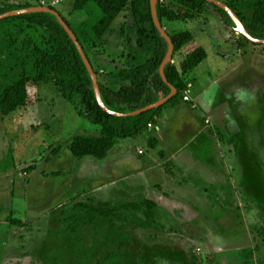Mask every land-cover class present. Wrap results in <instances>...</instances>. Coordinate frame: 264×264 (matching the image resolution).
<instances>
[{"label":"rangeland","instance_id":"1","mask_svg":"<svg viewBox=\"0 0 264 264\" xmlns=\"http://www.w3.org/2000/svg\"><path fill=\"white\" fill-rule=\"evenodd\" d=\"M257 1L233 0L238 7ZM24 2L52 6L73 26L86 18L84 13L70 15L73 0H0V6ZM131 21L129 12H122L100 45L90 50L98 80L114 91L123 86L118 73L127 64L121 56L127 52L121 29ZM221 21L207 6L199 18L173 22L166 28L189 30L193 35L176 53L175 64L186 49L197 45L210 57H217L216 47L228 54L235 41L243 44L232 61L223 58L213 64L206 56L207 60L185 77L187 88L182 98L164 106L188 103L197 125L187 137H173L175 141L165 134L157 140L154 135L158 133L151 128L142 139H120L121 149L131 148L132 156L119 154L114 147L108 155L121 157L111 171L105 169L113 156L100 160L71 154L72 138L78 134L99 136V126L80 116L79 108L66 101L52 82L31 85L26 107L8 116L0 113V264H102V255L108 251L123 252L137 264H264V45L245 40ZM224 29H230L228 35ZM20 31L23 37L46 45L40 28L0 22V91L23 72L12 40ZM134 51L138 62L146 60L145 48ZM193 84L204 94L219 89L218 105L213 108L205 99L199 104L184 100ZM240 87L256 95L254 104L228 99ZM167 113L174 115L173 110ZM183 118L190 120L182 113L175 120ZM176 125L179 127L175 124L174 129ZM160 142L155 158L174 181L167 188L178 182L186 193H177V198L170 200L173 198L164 192L149 206L150 199L143 197V177L136 176L134 170L143 166V155ZM136 143L141 148L134 151ZM156 175L158 171L148 176L151 187L164 180ZM158 189L163 191L161 186L156 191L151 188L152 195L157 193L160 198ZM79 202L113 210L108 219L112 229L110 223L102 227L83 223L82 211H75Z\"/></svg>","mask_w":264,"mask_h":264},{"label":"trees","instance_id":"2","mask_svg":"<svg viewBox=\"0 0 264 264\" xmlns=\"http://www.w3.org/2000/svg\"><path fill=\"white\" fill-rule=\"evenodd\" d=\"M221 1L237 14L246 30L254 38L264 39V0L244 7H238L233 0ZM34 6L41 5L30 2L3 5L0 6V14ZM207 6L214 9L224 24L235 29L230 16L223 9L206 0H157L159 22L171 37L174 47L173 56L165 65L164 73L167 81L176 88V94L161 107L126 117L108 114L98 105L90 75L73 41L55 15L48 12H32L5 18L2 20L3 23L19 22L27 29L40 28L45 34L46 45L38 44L32 37H23L21 31L12 39L14 48L19 51L23 62V72L0 91L1 115L8 116L26 107L30 102L29 87L50 81L66 101L79 108L80 116L99 126V136L86 134L74 136L69 144L71 154L76 158L93 156L100 160L104 159L120 139L138 136L148 129L149 123L157 122V116L165 105L175 103L182 98L187 88L185 77L205 59L206 50L200 45L193 49H186L179 64L173 63L176 53L193 40V35L189 30L168 31L166 28L173 22H186L199 18ZM47 7L57 11L75 33L91 64L90 50L100 45L103 36L122 12L125 10L129 12L132 21L125 22L121 29V35L124 38L123 50L127 51L121 54L127 64L118 73L123 86L120 90L114 91L98 80L102 100L110 110L129 113L146 107L170 93L169 86L162 80L159 73L168 45L154 26L150 0H73L70 15L77 16L80 13L86 15V18L76 26H73L58 9L52 6ZM244 10L248 11L247 15ZM26 33L29 32L26 30ZM135 48H145L147 58L144 62H138ZM94 71L97 75V71L95 69ZM147 203L149 206L156 204L151 200H147ZM129 208L139 207L129 206ZM77 210L82 211L83 223H96L97 227L110 223L112 229L113 223L108 222V219L113 210L100 209L83 202L75 204V211ZM78 212L75 214L80 217ZM146 216L148 214L145 213ZM148 219L147 217V224H149ZM101 263L137 264L131 256L118 251L105 252Z\"/></svg>","mask_w":264,"mask_h":264},{"label":"crops","instance_id":"3","mask_svg":"<svg viewBox=\"0 0 264 264\" xmlns=\"http://www.w3.org/2000/svg\"><path fill=\"white\" fill-rule=\"evenodd\" d=\"M222 22V21H221ZM223 23V22H222ZM219 24L221 25V23L219 22ZM222 26V25H221ZM225 28V27H224ZM224 31H225V34H229V31H230V29H224ZM227 35L225 36L226 38H227V40H228V38L229 37H227ZM212 36H214V35H212ZM234 39V38H233ZM235 40V39H234ZM226 41V40H225ZM235 47L233 48V50H231V51H229L230 53H228V54H222L218 49H217V47L215 48V53H216V55H217V57H213V56H209L208 54H207V52H206V56H207V58L209 57L210 58V62L211 63H213V64H215L216 62H217V59H219V60H223V58H225L227 61H232L233 60V57H235V54L236 53H239L241 50H242V48H243V44H237V42L235 41ZM203 47V46H202ZM204 48V47H203ZM205 49V48H204ZM219 54H221V55H219ZM206 56H205V59L201 62V64L204 62V61H206L207 59H206ZM217 64H220V63H217ZM198 66L200 67V64H198L194 69H196V68H198ZM211 66H213V65H211ZM234 67V66H233ZM233 70H235L234 68H232V71ZM226 74V73H225ZM228 75H229V73H228ZM225 77H227V74H226V76ZM194 81H197V80H194ZM195 83V82H194ZM230 84H232V83H230ZM196 85L195 84H193V85H189V90H188V98L190 99V100H193L196 104H199V103H201L202 101L203 102H205L204 101V96H205V94H204V90H201L200 88H197L196 89V87H195ZM221 87V86H220ZM225 87V86H224ZM196 89V90H195ZM195 90V91H194ZM218 93H219V89L217 90V92H216V99H215V102L212 104V107L213 108H215L217 105H218V100H217V96H218ZM188 99V100H189ZM169 105V104H168ZM167 106V105H166ZM170 110H173V113H174V115L172 116L170 113H167L168 111H170ZM162 114H160V116H159V118H158V120H159V122H158V124L156 125V124H153V127L151 128V129H155V131H157V133H158V135H154L155 137H156V139L157 140H159V138L161 139V137H163V134H165V138H170L171 139V137H172V141L174 140L175 141V137H176V139L180 136V135H184V136H188L189 135V133L191 132V130L190 129H192L193 127H195L196 125H197V121H198V119H196V117H195V115H194V113L189 109V107H188V103H182V104H177V105H173V106H168V107H166L165 109H163L162 111ZM182 113V116H184L185 114H187L188 115V118L190 119V120H188V121H185L184 120V118L182 119V121L180 122V121H178V120H175V117L178 115V114H181ZM177 114V115H176ZM175 124H178L179 125V127L176 125V129H174L173 127H174V125ZM189 124H192V125H189ZM148 129H150V128H148ZM188 130H190V131H188ZM188 133V134H187ZM146 134H147V132H146V130L145 131H143V133H141V134H139L138 136L139 137H141V139L142 138H144V137H146ZM143 136V137H142ZM174 137V138H173ZM185 140H186V138H184V141L182 142V143H184L185 142ZM170 141V140H169ZM155 142L153 141V144H154ZM138 144H140V143H136L135 145H137V147H135L136 149L134 150V151H136L138 148H141V146L140 147H138ZM158 144V145H157ZM157 144H155L156 146H153L152 148H151V151L150 152H147V153H145V155H143V166L141 165V168H138V169H136V170H134V173H136V176H141V177H143V181L145 182V185L143 184V197L144 198H146V199H150V200H153V201H157V199H161L162 197H163V195H164V192H166V193H169V195L171 196V198H173V199H170V200H174V199H176L177 198V193H182V194H185L186 193V190H183V188H181V186H179L180 184L178 183V182H176L177 184H175V186L176 187H174V186H172L173 185V183L171 184V188L170 189H172L173 188V190H170L169 188H167V186H169L170 184H169V182L171 181V182H174L173 180H171V179H169L170 178V176H167V173H164L163 171H162V169H161V167L159 166L160 164L158 163V161H157V158H155V155H154V152L156 151V150H158L157 148H158V146L159 145H161L162 144V142H160V144L159 143H157ZM121 144H120V142L118 141L110 150H109V152L114 148V147H116V149H117V152L119 153V154H122V155H126L127 153L130 155V158H131V156H132V150H131V148H127V149H125V148H123V149H121ZM125 149V150H124ZM108 152V153H109ZM110 156H113V160H111V161H108V163L106 164L107 165V167H109V168H107V169H105L107 172H108V169H110V171L111 170H113L114 168H113V165L114 164H117V163H119V160L117 161V159L119 158V157H121V155H119V157L118 158H116L117 157V155H107L106 156V160H108L109 159V157ZM102 160V159H101ZM135 160H133L132 161V164H134V166H135V164H137V162L135 161ZM141 163V162H140ZM136 167V166H135ZM96 170H98V167L97 168H95ZM104 169H103V171H102V173H104L105 174V171ZM154 171H158V175H156V176H159V175H162L163 176V181H159L158 183H160L161 185H158V184H154L152 187H151V185H149L148 184V176H149V174H151L152 172H154ZM101 173V174H102ZM155 176V177H156ZM171 177L174 179V180H176L177 178H176V176H175V178H174V176L173 175H171ZM107 184V183H106ZM99 185V184H98ZM155 185H158V186H161L162 188H163V191H160L159 189H158V195H159V197L160 198H158L157 197V193H156V196L154 197L153 195H152V190H151V188L152 189H156V188H158V186H155ZM155 186V187H154ZM154 187V188H153ZM176 188H177V190H176ZM169 190V191H168ZM156 191V190H155ZM197 192L200 194V192L197 190ZM191 193H193V194H195V195H197V193L195 192V191H191ZM179 196H181V195H179Z\"/></svg>","mask_w":264,"mask_h":264},{"label":"water","instance_id":"4","mask_svg":"<svg viewBox=\"0 0 264 264\" xmlns=\"http://www.w3.org/2000/svg\"><path fill=\"white\" fill-rule=\"evenodd\" d=\"M206 1L208 3H211L215 6L223 9L230 16V18L232 19V21L234 23L235 30L237 31L238 34L242 35L245 39H247L251 43L264 45V39L254 38L246 30L242 20L237 16V14L225 2H223L221 0H206ZM150 9H151V16H152L154 26L156 27V29L158 30L160 35L166 40L167 45H168L167 53H166L164 59L162 60V62L160 64V67H159V73H160L162 80L169 86L170 93L167 96L160 98L156 102H154V103H152L146 107H143L141 109H138V110H135V111H132L129 113H118V112L112 111L104 104L102 97H101L100 89H99L98 78H97V75H96V73L92 67V64L88 60V58H87V56L83 50V47L79 43L75 33L71 30V28L67 25V23L64 21V19L61 17V15L57 11H55V10H53L47 6H34V7H29V8H24V9L12 10V11L0 14V20L8 18V17H13V16L26 14V13H32V12H48V13L55 15L58 22L60 23V25L64 28V30L66 31L68 36L73 41L82 61H83L84 65H85V67H86V69L90 75L93 90H94L95 99H96L98 105L101 107L102 110H104L108 114L118 116V117H126V116L138 115V114L147 112L149 110L161 107L162 105L167 103V101L170 100L176 94V88L171 83H169L167 81L165 73H164L165 65L168 62H170V60L173 56V51H174L173 41L159 22L158 15H157V0H150Z\"/></svg>","mask_w":264,"mask_h":264},{"label":"clouds","instance_id":"5","mask_svg":"<svg viewBox=\"0 0 264 264\" xmlns=\"http://www.w3.org/2000/svg\"><path fill=\"white\" fill-rule=\"evenodd\" d=\"M204 99L207 105L211 106L216 99L215 88H212L207 93H205ZM228 99H234L236 103H239L241 105L251 106L256 102L257 97L254 93L250 92L245 87H240L234 94H229Z\"/></svg>","mask_w":264,"mask_h":264},{"label":"built area","instance_id":"6","mask_svg":"<svg viewBox=\"0 0 264 264\" xmlns=\"http://www.w3.org/2000/svg\"><path fill=\"white\" fill-rule=\"evenodd\" d=\"M184 100H188L189 98H188V96L187 95H184ZM153 127V124L152 123H149L148 124V128H152Z\"/></svg>","mask_w":264,"mask_h":264}]
</instances>
